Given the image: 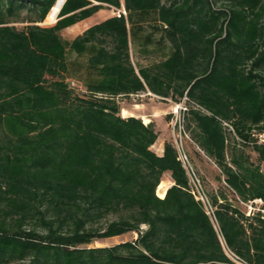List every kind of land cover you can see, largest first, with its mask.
<instances>
[{
  "label": "trees",
  "instance_id": "obj_1",
  "mask_svg": "<svg viewBox=\"0 0 264 264\" xmlns=\"http://www.w3.org/2000/svg\"><path fill=\"white\" fill-rule=\"evenodd\" d=\"M55 1L0 0V264H264V0H123L70 40L121 2L64 0L44 22ZM133 36L160 59L134 64ZM144 90L198 105L184 129L219 169L213 218L173 138L159 155L155 122L120 115Z\"/></svg>",
  "mask_w": 264,
  "mask_h": 264
},
{
  "label": "rangeland",
  "instance_id": "obj_2",
  "mask_svg": "<svg viewBox=\"0 0 264 264\" xmlns=\"http://www.w3.org/2000/svg\"><path fill=\"white\" fill-rule=\"evenodd\" d=\"M107 8L111 9V7H107ZM55 12L56 10L53 11V15L55 14ZM109 12H110L109 10L105 9V10H102L101 12L92 14L90 17H88L87 19L77 24V26L64 29L62 32L63 36L66 39H69V40L72 39L73 34L77 33L81 28H85L86 26H90L94 24L95 22L100 21L101 20L100 16H104ZM115 13H116V10H114V14ZM44 22H46V19H44ZM16 24L18 26H21L24 23H16ZM146 29L148 31L150 30L149 27ZM158 37H159V32H155V38H158ZM155 38H152L153 40L148 45L149 49H153L155 47L156 45ZM134 47H135V39H133L132 37L131 46H130V48H132V51L130 49V55H131L132 60L135 61V63L136 61H140V64H148L151 61L160 59L161 55L154 53V51L150 50V54L146 55L140 52L137 46H136V52H134L133 51ZM70 55H71L70 56L71 59L75 58V54L72 53ZM83 59H84L83 57L79 58L80 61H83ZM70 73L72 75L80 77V75L83 74V69L81 67L72 68L70 69ZM69 78H73V80H75V83L78 82L77 83L79 85L78 89H80V91H84V86H82L81 81L79 82L75 77L69 76ZM117 100L120 106L121 116L126 117L128 115L134 114L136 117H140V119L143 122H145L146 119H148V122L154 121L156 127L160 130L159 135L157 137L158 139H161L163 136H165V134H167L166 136L167 138L170 136L174 138V131L169 121V118H170L169 112L171 111L172 107L174 106V103L177 100L154 94L148 90L130 94L129 96H118ZM124 110H126V113L123 112ZM158 139H156L154 144L151 146V148L155 152L157 151ZM184 145L189 155V158L191 160V163L196 169L206 191L210 192L212 190H216L219 186V183L216 180V175L219 172L218 167L213 163L211 159L206 157L199 150V148L193 143L191 138L190 139L184 138ZM246 149L248 150V148ZM250 155L253 159L255 158L254 152L250 151ZM262 168H264V164H262ZM163 178H167V175H165ZM165 183H167V181ZM165 183L163 184L164 188L166 187ZM159 193H161V187H159ZM261 203L262 202H253V208L251 209L250 213L259 210L261 208ZM248 204L249 203L247 202V203H244L242 206V208L246 210V214L248 212ZM133 237H135V234L128 232L122 235L108 237L100 241H92L89 245L90 246L111 245L119 241L132 239Z\"/></svg>",
  "mask_w": 264,
  "mask_h": 264
},
{
  "label": "built area",
  "instance_id": "obj_3",
  "mask_svg": "<svg viewBox=\"0 0 264 264\" xmlns=\"http://www.w3.org/2000/svg\"><path fill=\"white\" fill-rule=\"evenodd\" d=\"M115 14L118 16L120 14L125 15L126 11L124 7H122V8L116 9ZM188 102H190V104L193 107L198 106L193 101H190L188 97L184 94L178 101L174 103V106L169 112L170 114L169 121L174 131V138H173L174 146L176 148L177 158L181 162L182 166L184 167L187 177H188V191L193 195V197L196 200L200 201L203 204L206 212L209 215H212L213 207L210 203V199L208 197L207 191L204 185L202 184V181L196 169L191 163V160L189 158V155L184 145V138L189 139V135L184 129V113L188 110ZM224 124L230 127V125L227 122H224ZM253 202H262V200L254 199L252 201H249L247 214L251 212V209L253 208ZM262 211H264V209H262Z\"/></svg>",
  "mask_w": 264,
  "mask_h": 264
},
{
  "label": "crops",
  "instance_id": "obj_4",
  "mask_svg": "<svg viewBox=\"0 0 264 264\" xmlns=\"http://www.w3.org/2000/svg\"><path fill=\"white\" fill-rule=\"evenodd\" d=\"M63 1L64 0H56L55 2H54V4H53V6H52V8L49 10V12H48V15H47V18H46V20L48 21V22H50V21H53V20H55V18H56V15H57V12H58V9L60 8V6H61V4L63 3ZM120 2H121V7L120 8H122L123 7V0H120ZM107 7H111V9H108ZM113 8V9H112ZM105 9H107V10H109L110 12L109 13H107L106 15H104V16H100L101 17V20L102 19H104V18H106V17H108V16H111V15H113L114 14V10H116V9H119V8H115V7H113V6H110V5H108V6H105L104 8H101V9H99L97 12H101L102 10H105ZM54 10H56V12H55V14L53 15V11ZM97 12H95V13H97ZM94 13V14H95ZM90 17V16H89ZM88 18V17H87ZM87 18H84V19H82V20H80V21H78V22H76V23H74V24H72V25H70V26H67L66 28H69V27H75V26H77V24H79L80 22H82L83 20H85V19H87ZM96 23V22H95ZM88 26H86L85 28H87ZM65 28V29H66ZM85 28H81L77 33H75V34H73V37L75 36V35H77L78 33H80V32H82ZM133 39H135V47H134V49H133V51L134 52H136V46L138 47V45L139 44H141V38L140 37H138V36H133ZM130 46H131V39H130ZM131 49V51H132V48H130ZM133 61V60H132ZM133 63L134 64H136L137 63V65H140V61H136V63H135V61H133ZM133 114V113H132ZM134 115V114H133ZM135 116V115H134ZM158 129V128H157ZM158 131L160 132V130L158 129ZM159 135V134H158ZM167 136V134H165V136H163L161 139H158V145H157V151H156V153L157 154H162V152H163V146H164V141H165V139L167 138L166 137ZM165 175H167V178H162V181H161V184H160V187H161V194H163L164 192H165V190L168 188V186L167 187H163V184L167 181V182H169V185L170 184H172V181L170 180V177H169V175L168 174H165ZM164 175V176H165Z\"/></svg>",
  "mask_w": 264,
  "mask_h": 264
},
{
  "label": "bare ground",
  "instance_id": "obj_5",
  "mask_svg": "<svg viewBox=\"0 0 264 264\" xmlns=\"http://www.w3.org/2000/svg\"><path fill=\"white\" fill-rule=\"evenodd\" d=\"M123 112L126 113V110H124ZM145 122H148V119H146ZM165 186H169V182L165 183Z\"/></svg>",
  "mask_w": 264,
  "mask_h": 264
}]
</instances>
